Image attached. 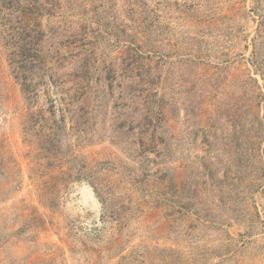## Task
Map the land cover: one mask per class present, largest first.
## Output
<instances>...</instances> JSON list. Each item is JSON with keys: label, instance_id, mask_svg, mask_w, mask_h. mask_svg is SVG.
<instances>
[{"label": "rangeland", "instance_id": "obj_1", "mask_svg": "<svg viewBox=\"0 0 264 264\" xmlns=\"http://www.w3.org/2000/svg\"><path fill=\"white\" fill-rule=\"evenodd\" d=\"M0 264H264V0H0Z\"/></svg>", "mask_w": 264, "mask_h": 264}, {"label": "trees", "instance_id": "obj_2", "mask_svg": "<svg viewBox=\"0 0 264 264\" xmlns=\"http://www.w3.org/2000/svg\"><path fill=\"white\" fill-rule=\"evenodd\" d=\"M31 33H33V30H31L29 33L27 32L25 36L17 38L15 42L10 43L13 51L11 56L13 57L15 68L18 70L17 78L18 80L24 81V93L28 95H30L32 92L31 85H29L30 79H28V76H35V69L42 68V66H44V60L41 59L43 42L38 39L35 40L31 36ZM59 141V137L50 138L48 141L49 144H46L45 147L50 151L53 149V147L51 148L52 143L53 145H58Z\"/></svg>", "mask_w": 264, "mask_h": 264}]
</instances>
